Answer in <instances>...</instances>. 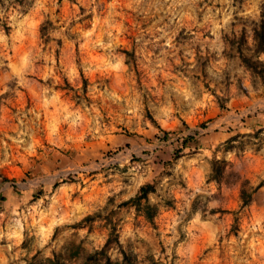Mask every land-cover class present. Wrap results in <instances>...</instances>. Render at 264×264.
Masks as SVG:
<instances>
[{"label": "rangeland", "instance_id": "1", "mask_svg": "<svg viewBox=\"0 0 264 264\" xmlns=\"http://www.w3.org/2000/svg\"><path fill=\"white\" fill-rule=\"evenodd\" d=\"M263 2L4 0L0 172L20 202L0 200V264L99 248L112 224L142 262L264 264V184L242 205L234 174L210 176L215 154L246 187L264 179V87L224 39L244 26L251 48ZM56 149L81 162L19 171L25 155L37 164ZM67 173L75 179L62 181ZM146 181L154 223L120 205ZM88 213L97 215L73 225ZM108 253L121 256L115 244Z\"/></svg>", "mask_w": 264, "mask_h": 264}, {"label": "trees", "instance_id": "2", "mask_svg": "<svg viewBox=\"0 0 264 264\" xmlns=\"http://www.w3.org/2000/svg\"><path fill=\"white\" fill-rule=\"evenodd\" d=\"M4 0H0V28L6 31L10 28L8 22L3 18L1 14L2 6ZM260 17L254 20L250 27V33L252 38L253 46L250 48L248 46V39L246 34V28L243 26L239 32L224 33V39L231 44L236 49V54L240 59L242 65L249 70L253 75L257 76L264 87V2L261 3ZM42 27V26H41ZM251 49V52L245 49ZM219 107L224 109L226 106L223 101H219ZM264 128H259L256 132H260ZM234 134L228 138V140L236 137ZM162 136L168 138L170 136L168 131H164ZM192 135L186 134L181 137V147L189 146L192 141ZM181 148L177 147L174 151V158L177 157ZM162 163L165 164V161ZM234 174V182H240L239 195L241 198L242 205L248 204L252 199V194L264 184V179L260 180L256 185L250 187L245 186L246 179H241L239 172L235 170H229L227 168V163L225 160H221L216 157L215 154L211 156L210 159V176L218 183L226 179L227 174ZM75 179V174L67 173L65 176H61L62 181H73ZM9 180L12 190H18V186L14 178H9L2 172H0V186L3 182ZM53 185L57 184V181L52 182ZM156 190L154 181H146L140 184L136 192L129 196L128 198L120 201V205L132 206L135 213L141 215L146 221L154 223L155 216L159 211L158 204L150 201L149 194ZM43 194V186L41 185L37 192H35V197ZM5 194L0 191V200H5ZM96 213H88L84 215L81 219L74 222V226H85L91 220L95 218ZM115 244L116 249L120 252L121 256L119 258L113 259L108 253V247ZM78 259L77 264H152V260L147 262H142L138 255L123 247L119 240V236L116 232L115 225L112 224L110 227V232L105 239V242L99 248H94L88 250L84 248L80 243L71 244L67 249L66 253L52 250V254L44 258L38 257V253L34 252L29 257H25V264H70L69 259Z\"/></svg>", "mask_w": 264, "mask_h": 264}, {"label": "crops", "instance_id": "3", "mask_svg": "<svg viewBox=\"0 0 264 264\" xmlns=\"http://www.w3.org/2000/svg\"><path fill=\"white\" fill-rule=\"evenodd\" d=\"M46 154L43 155L42 161L37 164L32 162L31 158H28V156L25 155L23 168L19 167V171L26 172L27 170H30V173H36L40 170L41 172L46 173L48 172L47 169H50L51 171H57L63 170V168H67V170H70L72 166H76L81 162L79 152L71 153V151H67L66 149H56L55 151L53 150L51 153L46 152ZM48 174L50 176V173ZM57 175L58 173H55L53 176L51 175L50 178H56ZM2 185L0 186V191H3L4 189L3 193H6V200H10L14 208L17 207L20 202L17 196L15 195L17 192L12 190L11 185H6V187H4L5 182H3Z\"/></svg>", "mask_w": 264, "mask_h": 264}]
</instances>
